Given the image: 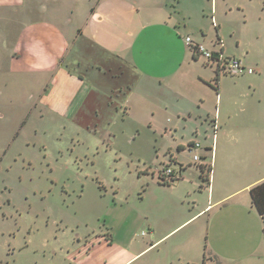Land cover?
Listing matches in <instances>:
<instances>
[{"label": "rangeland", "instance_id": "1", "mask_svg": "<svg viewBox=\"0 0 264 264\" xmlns=\"http://www.w3.org/2000/svg\"><path fill=\"white\" fill-rule=\"evenodd\" d=\"M136 9L140 22L127 56L115 54L105 65L89 63L86 53L100 49L85 39L81 68L69 57L61 61L68 72L62 77L55 76L53 59L50 71L43 72L13 58L29 22L23 13L0 8V264H80L97 253L101 241L108 264H123L139 254L149 243L145 217L151 216L156 197L173 193L159 187L158 175L168 166L179 172L163 152L169 143L176 145L174 140L185 144L180 158L189 167L174 190L179 199L164 198L171 200L169 221L208 204L194 161L199 149L189 151L191 140L205 143L204 129L197 132L201 124L195 117L158 116L151 84L185 90L196 81L193 95L208 93L199 78L205 73L215 77V68L205 66L203 55L193 59L183 31L197 42L193 32L202 38L203 30L201 45L223 51L225 58L264 52V44H256L259 38L264 43V0H183ZM232 80L206 82L224 89L228 107ZM89 89L105 95L93 92L87 99ZM85 99L86 108L72 117ZM208 105L216 109L213 96ZM208 211L129 264H188L196 256L199 264H264L260 218L256 224L240 221L239 237L220 240L213 238L219 229L215 212Z\"/></svg>", "mask_w": 264, "mask_h": 264}, {"label": "crops", "instance_id": "2", "mask_svg": "<svg viewBox=\"0 0 264 264\" xmlns=\"http://www.w3.org/2000/svg\"><path fill=\"white\" fill-rule=\"evenodd\" d=\"M173 1H177L180 5L183 0ZM173 1H170L171 4ZM170 2L166 0L164 2L163 0H0V8L8 7L16 13H23L24 18L29 22L21 33L19 48L13 58L19 61L23 59L25 66L27 63L31 67L37 65V68L33 70L40 69L43 72L50 71L48 62L53 59L55 66L52 70L55 76L65 77L68 72L61 61L63 62L72 57L71 60L73 64L77 65V68L82 66L80 56L83 54V48L81 41L85 39L93 40L94 43L99 45V54L93 52V50L86 53L89 54V59H87L89 63L99 61L104 64L106 58L115 54L127 56L130 48L128 47L129 38L134 37L136 30L138 32L137 27H139L138 23L140 22L136 7L167 6V3ZM193 33L196 35L195 39H197V42L194 41V43L201 44L202 38L206 42L203 30L201 33L204 37L202 38L198 35L200 34L198 31ZM183 34H186V37L189 36L188 32L183 31L181 35ZM261 39H257L259 41L256 44H264L260 41ZM187 46L189 47L188 44ZM191 54L193 57L192 51ZM249 55V57L238 56L233 58L240 59L245 67L254 69L252 74L245 72L241 75H231L220 69L221 73L217 75L216 70L220 63L209 66L212 69L215 68V77L212 73H205L204 76L200 75L199 78L210 89H206L208 93L204 92L205 95L200 96L198 93L196 97L195 94L193 95L195 89L192 85L199 86L193 80V83L190 82L191 85L184 88L185 90L178 86L164 89L160 87V85H163L161 82L159 88H157L156 82H152L151 85L156 94V102L153 108L158 116L172 115L185 121H192L195 117L197 120L199 119L198 121L201 124L197 128V132L199 133V130L204 129L205 143L199 140H191L189 146L199 142L201 148L198 154L205 160L200 161L198 164L204 161L211 164L210 186L203 183L200 171L197 168L199 173L198 184L203 189L204 187L207 188L209 201L206 206L198 211L194 210L190 211L189 214H182L178 220L171 222L167 217V213H169L167 207L171 200L166 201L164 198L170 196L173 201L179 199L180 192L174 190L180 188L185 176L182 173L178 181L168 186L160 184L158 177L159 187L170 189L173 193L163 192L156 197L151 209V216L149 214L145 215L149 231V243H146L143 251L137 255H132L123 264H129L141 253L171 237L186 223L208 210L209 213L215 212V214L212 213V218L217 217L218 220L219 229L214 233L213 238L221 240V238H227V236L239 237L243 233L240 221L252 220V223L256 224V220L258 221L259 218L262 221L264 234L262 217L253 206L250 194L253 187L264 182V52L255 51L254 54L249 52ZM200 56L198 55L197 58ZM168 76L170 79L174 77L173 74ZM232 78H234L232 80L233 87L229 88L230 91H226L229 92L232 101V107H228L223 101L224 89L220 87L214 90L207 83L214 80L223 85V82L226 83L227 79ZM51 82L54 86L55 78ZM161 91L168 93L162 97L163 93ZM87 92V99L93 92L103 94L96 91V89H89ZM212 96L216 103L215 110L208 105V99ZM193 98H197L198 101H201V104L198 105L199 102H195L196 100ZM87 99L76 106L72 117H78V114L86 108L84 103L88 102ZM104 99L107 101L109 97L104 96ZM102 103L95 105L96 117L100 112L97 108H100ZM108 104L106 102V105ZM174 141L176 142L175 146L170 143L165 146L164 156L169 159L171 164L179 166V171L183 168V172H185L189 165H186L180 158L185 150V144L177 142V140ZM176 150L177 153H175ZM171 169L174 174L177 173L174 168ZM195 211L197 213L194 214ZM153 215L158 217L159 220L155 221ZM227 232L230 235H227ZM250 234V231L247 230L245 235L249 237ZM197 245L196 253L198 254ZM97 246L100 247L97 253L91 258L83 257L80 264H108L107 261L109 260L104 257L107 245L101 241ZM214 256H218L217 252ZM205 257L206 246L202 253L203 261ZM188 261V264H199L197 256Z\"/></svg>", "mask_w": 264, "mask_h": 264}, {"label": "trees", "instance_id": "3", "mask_svg": "<svg viewBox=\"0 0 264 264\" xmlns=\"http://www.w3.org/2000/svg\"><path fill=\"white\" fill-rule=\"evenodd\" d=\"M193 40V39H192ZM221 43V42H220ZM201 44L198 43H194L189 45L190 50L193 53V57L194 59H198L197 56L201 55V53L198 51V47ZM213 56L211 59H207L206 62V66H214V64L216 63H220L221 62V57L224 59V62L227 63V60H229L230 58H225L223 57V51H213ZM217 71V75H220L221 71L220 69L224 70V67L219 64ZM227 73V71H226ZM195 143H193L192 145L189 146V151L190 148L194 145ZM205 160V158H201V161ZM199 163V162H198ZM196 163L197 168L200 171L201 174V179L203 181L204 184H206L207 186H210L211 183V175H212V167L210 163L207 162H203L201 164ZM183 168H181V170L176 173L171 175V177L169 179H166L164 176L161 175V172H159V180H160V184L168 186L171 185L173 183H175L176 181H178L181 178V175L183 173ZM251 194V198H252V204L253 206L256 208V210L258 211V213L260 214V216L262 217L263 223H264V182L256 185L255 187H253L250 191Z\"/></svg>", "mask_w": 264, "mask_h": 264}, {"label": "built area", "instance_id": "4", "mask_svg": "<svg viewBox=\"0 0 264 264\" xmlns=\"http://www.w3.org/2000/svg\"><path fill=\"white\" fill-rule=\"evenodd\" d=\"M186 43L188 45L193 44V40L191 37H186ZM198 51L201 53V55H203L206 59H211L213 56V51L212 50H208L206 49L203 45H200L198 47ZM223 56V55H222ZM224 57V56H223ZM221 67H224V70L227 71L229 74L231 75H241L244 74L245 72L247 73H254V69L252 68H247L243 65L242 61L238 58H230L229 60H227V63L224 62V59L221 57ZM201 148V144L199 142H196L191 148H190V152H192V149H200ZM194 161L196 163L201 161V157L199 155H195L194 156ZM174 174V171L169 168L166 167L163 171H161V175L164 176L166 179H169L171 177V175Z\"/></svg>", "mask_w": 264, "mask_h": 264}]
</instances>
